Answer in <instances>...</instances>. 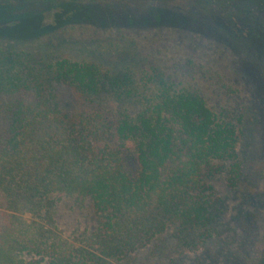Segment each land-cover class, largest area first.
<instances>
[{
    "label": "trees",
    "instance_id": "trees-1",
    "mask_svg": "<svg viewBox=\"0 0 264 264\" xmlns=\"http://www.w3.org/2000/svg\"><path fill=\"white\" fill-rule=\"evenodd\" d=\"M26 10L0 4V27L36 19ZM145 66L114 71L0 48V264L123 263L172 241L196 251L218 233L214 180L245 185L244 113L217 112L203 90ZM180 70L202 69L189 59ZM62 88L86 109L69 111ZM74 196L97 219L79 244L27 224V214L52 224Z\"/></svg>",
    "mask_w": 264,
    "mask_h": 264
},
{
    "label": "rangeland",
    "instance_id": "rangeland-1",
    "mask_svg": "<svg viewBox=\"0 0 264 264\" xmlns=\"http://www.w3.org/2000/svg\"><path fill=\"white\" fill-rule=\"evenodd\" d=\"M0 4L22 6L37 16L24 26L0 27V48L36 59L102 64L114 71L140 73L139 69H149L148 64L165 68L177 83L203 90L213 110L244 113L238 153L245 185L233 189L227 175L214 180L221 218L213 239L188 252L177 250L172 241L162 255L152 246L115 264H259L264 258V0H0ZM189 59L202 70L181 72ZM60 93L69 111L86 109L71 90L62 88ZM129 162L134 168V160ZM54 217L52 224L32 214L24 218L33 232L44 229L51 242L69 244H79L97 225L91 203L78 196L65 199Z\"/></svg>",
    "mask_w": 264,
    "mask_h": 264
}]
</instances>
